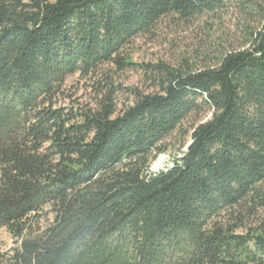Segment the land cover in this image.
Segmentation results:
<instances>
[{
  "label": "trees",
  "instance_id": "trees-1",
  "mask_svg": "<svg viewBox=\"0 0 264 264\" xmlns=\"http://www.w3.org/2000/svg\"><path fill=\"white\" fill-rule=\"evenodd\" d=\"M168 16L197 60L135 62ZM75 74L94 104H58ZM0 227V264H264V0H0Z\"/></svg>",
  "mask_w": 264,
  "mask_h": 264
},
{
  "label": "rangeland",
  "instance_id": "rangeland-1",
  "mask_svg": "<svg viewBox=\"0 0 264 264\" xmlns=\"http://www.w3.org/2000/svg\"><path fill=\"white\" fill-rule=\"evenodd\" d=\"M197 20L190 23L178 21L174 17L162 18L154 28L150 31L140 34L134 40L130 48L132 59L139 63L155 62L157 60H164L169 63H176L182 56L197 60V54L201 52L202 45L205 42L206 36L198 25ZM219 30L211 37H215L216 41L224 38L227 35V30L230 31L229 20L225 21V27ZM230 28V29H229ZM213 38V39H215ZM117 80L122 82L125 86H138L145 87L143 82L142 72L140 70L127 69L123 71L114 72ZM93 81L86 76L75 74L69 76L63 86L62 93L58 97L59 105H91L95 102V92L93 90ZM120 100H125L126 96L120 95ZM204 116H197V120H201ZM195 117L190 116L184 123L185 127L189 128L191 123L194 122ZM176 155L174 150L170 149L166 153L158 155L150 164L149 171L157 172L166 169L173 162ZM162 158L160 167L154 168L155 162ZM45 216L41 219V224L45 223ZM262 223L261 217H251L247 223L250 227L259 226ZM246 229H239L243 232ZM14 245L13 239L5 227H0V247L2 250H7Z\"/></svg>",
  "mask_w": 264,
  "mask_h": 264
},
{
  "label": "bare ground",
  "instance_id": "bare-ground-1",
  "mask_svg": "<svg viewBox=\"0 0 264 264\" xmlns=\"http://www.w3.org/2000/svg\"><path fill=\"white\" fill-rule=\"evenodd\" d=\"M162 161H163V159H162V158H159V159L155 162L154 168L160 167L161 164H162Z\"/></svg>",
  "mask_w": 264,
  "mask_h": 264
}]
</instances>
